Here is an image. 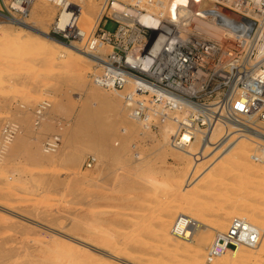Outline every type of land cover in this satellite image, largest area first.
I'll return each instance as SVG.
<instances>
[{
    "label": "rangeland",
    "instance_id": "1",
    "mask_svg": "<svg viewBox=\"0 0 264 264\" xmlns=\"http://www.w3.org/2000/svg\"><path fill=\"white\" fill-rule=\"evenodd\" d=\"M13 2L0 0V25L5 29L0 37V264H102L100 254L110 264H194L196 251L202 253L199 264H223L219 261L227 255L229 264H264V235L254 254V249L242 247L243 255L223 253L210 263L205 258L215 232L226 230L233 217L264 230V170L261 162L252 160L260 154L256 142L240 131L222 130L213 144L197 141L187 158L172 156L170 145L157 150L163 123L157 122L150 133L129 136L124 124L115 123L112 109L122 98L90 83L95 63L80 64L88 71L79 80V63L63 68L64 59L52 56L46 43L31 46L23 40L22 29L7 25L25 20L60 40L51 32L50 18L59 7L49 0H32L19 14ZM100 3L91 0L93 17ZM82 25L87 33L93 27L84 21ZM115 26L105 22L110 31ZM87 90L106 99L109 95L114 102L88 101ZM44 101L48 106L39 111ZM125 119L134 124L128 111ZM95 124L106 128L95 130ZM52 139L57 142L54 149L45 146ZM92 156L95 163L88 167L86 160ZM86 191L94 200L93 218L104 206L110 211L104 219L108 227L102 220L90 229L84 211ZM182 212L210 227L204 244L198 245L194 235L189 249H184L179 246L182 241L170 235L172 222ZM164 235L174 241L167 243ZM84 253L92 259L86 260Z\"/></svg>",
    "mask_w": 264,
    "mask_h": 264
},
{
    "label": "built area",
    "instance_id": "2",
    "mask_svg": "<svg viewBox=\"0 0 264 264\" xmlns=\"http://www.w3.org/2000/svg\"><path fill=\"white\" fill-rule=\"evenodd\" d=\"M169 1L130 0L115 11L117 0H101L88 33L70 8L66 26L51 32L95 54L90 83L121 93L133 121L150 129L155 122L172 124L169 145L175 149L201 142L217 124L224 132L235 123L264 136V0H180L176 12L160 11L157 5ZM26 4L11 7L23 14ZM107 21L114 30L105 28ZM47 106L42 102L39 111ZM56 143L45 146L54 149ZM256 147L263 156L264 143ZM93 163V156L86 160L88 167ZM196 224L189 216L176 217L170 233L189 237ZM260 236L245 218L233 217L226 230L215 232L205 258L210 263L234 248L253 249Z\"/></svg>",
    "mask_w": 264,
    "mask_h": 264
},
{
    "label": "bare ground",
    "instance_id": "3",
    "mask_svg": "<svg viewBox=\"0 0 264 264\" xmlns=\"http://www.w3.org/2000/svg\"><path fill=\"white\" fill-rule=\"evenodd\" d=\"M29 0H15V3L13 2L12 5L13 6H16L18 5L19 2L21 3H27L24 10H23V13H25V10L27 8V6H29V3L28 2ZM51 3H53L56 7H59L60 11L57 15H55L54 17L51 15L50 18H52V22H51V25H52V28H54L55 30H59V29H62L63 27L66 26V23H67V19H68V10L70 8H73L75 11H76V14L78 16V25L81 27V29L83 28V25H82V22L84 21L86 23V25L89 27L93 24L96 23V19L98 18V15L100 13V7L99 8H96L98 9L97 13H96V16H92L91 15V11H90V6L92 5L91 4V0H49ZM93 1V0H92ZM124 2L127 0H123ZM130 0H128L129 2ZM162 1V0H161ZM178 1L180 0H171L169 1L168 3L164 4V5H161V4H158L157 6H160V11H164V12H170L172 11L173 12H176V9H177V5H178ZM68 6V7H64V6ZM120 2L117 1V3H114L113 4V8L115 9V11H120ZM42 6V5H41ZM93 6V5H92ZM91 6V7H92ZM95 6V4H94ZM49 8V6H48ZM51 9V8H50ZM93 11V10H92ZM41 12V11H39ZM37 13V12H36ZM127 13H129V11H127ZM52 14V13H51ZM175 14V13H174ZM45 16V15H44ZM49 17V16H48ZM47 18V17H46ZM124 18V17H123ZM47 20V19H46ZM45 20V21H46ZM50 21V19H48V22ZM5 25V24H4ZM7 25L9 26H16L18 27L19 29H22L21 31H24L25 34H24V37L23 40L25 39V41H27L28 43H30V45H35L37 44L38 41L42 42V45H43V42L44 44L46 43V45L49 46V48L51 49L50 50V54H52V56L56 55L58 58L61 57V59H64L63 62H62V67L63 68H69L71 67L73 64L75 65H78L79 63V67L78 69L76 70V76H78L80 79L79 80H82L83 77L85 76V73L86 71H88L87 69L85 70L84 68H82V66L80 67V64L81 63H85V64H90L91 62L93 63H96L97 62V57L95 56V54L93 53H90L86 50H84L81 45L79 46L78 44H67L63 41H60V40H57L55 38H52L50 35H49V30L46 28H36L34 25L26 22L25 20H21V19H17V20H13L9 23H7ZM90 30V29H89ZM89 32V31H88ZM5 33V29H4V26L0 25V37H2V35H4ZM21 38V37H20ZM19 40V39H18ZM36 42V44H35ZM33 43V44H31ZM40 44V43H39ZM41 45V44H40ZM45 45V46H46ZM44 46V45H43ZM31 49V48H30ZM46 49V47H45ZM107 49V48H106ZM106 49H102V51H104L105 53L107 52ZM37 51V50H36ZM43 51V50H42ZM26 53V52H25ZM29 53V52H28ZM43 53V52H42ZM48 53V54H49ZM51 56V55H49ZM63 57V58H62ZM65 57V58H64ZM54 58V57H53ZM57 59V58H56ZM87 67V66H86ZM89 67V66H88ZM84 82V81H83ZM93 85V84H92ZM104 93V92H103ZM85 95L87 97V100L88 101H97L98 103H100V99H101V102H108V103H112V101L114 102V99L113 98H109V95H108V99H106L105 97L102 98V95L101 93L93 90V91H90V90H87L85 91ZM114 95H116L120 100H121V93L119 92H114ZM105 96V94H104ZM99 99V100H98ZM91 102V103H92ZM114 113H115V123H122L124 124V128H123V132H126V134L128 133L129 136H137V134H139L140 132H144V133H150V128L147 127L146 125L144 124H141L139 122H136L134 121V124H129L127 122V120L125 119V111L127 112L128 111V117H130V114H129V110L126 108V105L123 103V101H121V104L119 103H116L114 105V107H112ZM125 110V111H124ZM157 123V122H155ZM162 124V123H161ZM158 127V125H157ZM106 126L105 125H101V124H95V130H101V129H105ZM227 129H234L236 131H240L242 133H244L245 137L247 139H249L251 142L254 141V143L256 142L259 143L260 141H262L264 143V136L260 135L258 132H256L255 130H251V129H247V128H242V129H239V126L235 123H229V125H227ZM224 130V127L222 125H215L214 127L210 128L208 133L206 134L205 138L201 141V143L205 146H207L208 144H213L212 141L214 139V137L216 135H218V133L220 131ZM161 141L158 142V147H157V150L158 151H164L165 150V147L168 145L169 146V139L170 137L174 134V127L172 124L170 123H163V127L161 129ZM130 133V134H129ZM239 133V132H238ZM235 139V138H234ZM256 139V140H255ZM211 142V143H210ZM125 141H123L119 146H118V153L121 152V150L123 149L124 145H125ZM196 142H192L191 144H189L187 146V148L185 150H180V149H175L173 147H171L174 151L171 153L172 156H175V157H189V153H191V147L192 145H194ZM107 147H105L104 149L107 150V148L110 146V145H106ZM167 146V147H168ZM242 150H245L247 149V147H241ZM254 150L257 151V148H254ZM171 152V151H170ZM244 152V151H243ZM245 153V152H244ZM187 155V156H186ZM195 157H197V154L194 155ZM259 156V160L258 162L262 163V166H261V169L264 170V155L261 156V155H258ZM101 160V159H100ZM190 160V159H189ZM98 163V162H97ZM105 163V161H104ZM88 181H92L91 179L88 180ZM94 183V181L92 182V184ZM89 184V183H87ZM91 184V185H92ZM90 185V186H91ZM94 185V184H93ZM99 185H97V188ZM95 190H96V186L94 187ZM106 189V187L104 188ZM93 192V195L96 194L95 192L98 191L96 190ZM101 191V190H100ZM99 191V192H100ZM102 192V191H101ZM88 192L86 191V194ZM106 192H104V196ZM100 195V193L95 195V196H98ZM91 194H87V201H86V209L84 210L86 213H85V217H86V221H87V224L90 227V229L92 227H96V226H99L100 223H102V220H106V217L109 215V210L106 208V206H103L101 208L100 204L98 206H100V210L98 211V213L96 214L95 218H93V214L95 215V212L96 210H94V213L92 212V208H93V199L91 198ZM101 196H103V194L101 193ZM103 196V197H104ZM99 198H101L100 196H98ZM107 197V196H106ZM97 198V199H99ZM95 199V198H94ZM86 200V199H85ZM96 200V199H95ZM96 204V203H95ZM96 206V205H95ZM98 210V209H97ZM59 213V212H58ZM180 216H187L186 214H184L183 212L180 213L177 217H180ZM104 220V221H105ZM102 224L106 223L107 221H105ZM166 223V222H165ZM200 222H197V224L195 225L194 227V230L192 231L191 235H188L186 236V238H176V237H173L170 233V230H169V233L170 235L174 238V239H178L180 241H182L179 246L184 248V249H189L190 247V244L192 243L193 241V237L194 235H197L198 236V240L196 241V243L198 242V245H202L204 244L205 242V232L210 228L208 225H201V224H198ZM222 223V222H221ZM107 224H104L103 227L106 228ZM164 226V225H163ZM102 227V229H103ZM108 227V226H107ZM257 228V227H256ZM88 229V228H86ZM93 229V228H92ZM91 229V230H92ZM99 229H101V226L99 227ZM98 229V230H99ZM109 228L105 229V231L107 230L108 231ZM259 231H260V234H261V239L264 235V230H261L259 228H257ZM95 230V229H94ZM110 230V229H109ZM101 231V230H100ZM97 232V231H96ZM100 233V232H99ZM102 234V232H101ZM100 235V234H99ZM87 236V235H86ZM91 238V235L89 236L88 235V238ZM87 238V237H86ZM100 239V236L97 237L96 239V242H98ZM163 239H165V241L167 243H172L174 241V239L170 238L168 235H164L163 236ZM101 241V239H100ZM88 242V240H87ZM90 242V241H89ZM95 242V243H96ZM81 243V242H80ZM99 243V242H98ZM110 242H107L106 244H108ZM176 242H174L175 244ZM83 244V243H82ZM86 244V243H85ZM84 244V246H85ZM103 244H104V241H103ZM113 245V244H112ZM261 240L259 241V243L257 244V246H255V248H253L254 250L250 251V252H253L252 254H254V252H257L259 250V248L261 247ZM66 246V245H65ZM69 247V246H68ZM67 247V248H68ZM71 247V246H70ZM93 247V246H92ZM37 250L39 251L38 247H36ZM44 248V247H43ZM85 248H88L87 246H85ZM242 247H238V248H234L233 250L231 251H226L225 252V255L229 254V253H232L234 251H238L240 253V255H243V250L241 249ZM46 249V247H45ZM44 249V250H45ZM34 250V249H33ZM47 250V249H46ZM199 250V249H198ZM46 252V251H45ZM260 252V251H259ZM39 253V252H38ZM88 253V252H87ZM243 253V254H242ZM37 254V252H36ZM43 255V253H42ZM85 257L87 256V259L88 260V255L90 256V253L86 255V253H84ZM102 257H106L105 255L103 254H100ZM78 256V255H77ZM93 256V255H92ZM202 256V253L200 251H196L194 252L193 254V263L194 264H199V260ZM19 257V256H18ZM102 257H100L99 259H101V262L102 264H110L108 262H106L105 260L102 259ZM66 258V257H65ZM12 259V258H11ZM10 259V260H11ZM14 259V258H13ZM37 259V258H36ZM54 259V257H53ZM84 259V258H83ZM92 259V258H90ZM50 260V259H49ZM60 260V259H59ZM15 261V260H14ZM32 261V260H31ZM33 261H34V258H33ZM54 261V260H53ZM229 261V255L223 257L219 263H227ZM24 262V261H23ZM59 262V261H58ZM66 262V261H65ZM90 262V260H89ZM98 262V260H97ZM96 262V263H97ZM30 263V262H29ZM32 263V262H31ZM30 263V264H31ZM91 263V262H90ZM100 263V261H99ZM230 263V261H229ZM227 263V264H229ZM42 264V263H41ZM47 264V263H46ZM88 264V263H87ZM101 264V263H100Z\"/></svg>",
    "mask_w": 264,
    "mask_h": 264
},
{
    "label": "water",
    "instance_id": "4",
    "mask_svg": "<svg viewBox=\"0 0 264 264\" xmlns=\"http://www.w3.org/2000/svg\"><path fill=\"white\" fill-rule=\"evenodd\" d=\"M53 38V37H52Z\"/></svg>",
    "mask_w": 264,
    "mask_h": 264
}]
</instances>
